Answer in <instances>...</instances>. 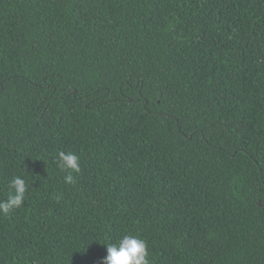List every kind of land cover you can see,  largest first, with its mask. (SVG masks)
Instances as JSON below:
<instances>
[{
  "label": "trees",
  "instance_id": "trees-1",
  "mask_svg": "<svg viewBox=\"0 0 264 264\" xmlns=\"http://www.w3.org/2000/svg\"><path fill=\"white\" fill-rule=\"evenodd\" d=\"M16 175L0 264L125 234L150 264H264V0H0V200Z\"/></svg>",
  "mask_w": 264,
  "mask_h": 264
},
{
  "label": "clouds",
  "instance_id": "clouds-1",
  "mask_svg": "<svg viewBox=\"0 0 264 264\" xmlns=\"http://www.w3.org/2000/svg\"><path fill=\"white\" fill-rule=\"evenodd\" d=\"M57 167L66 172V183H75L73 173L81 169L80 157L73 151H60L55 157ZM11 192L6 199L0 200V213L9 214L13 209L20 208L25 200L28 185L22 175H16L9 181ZM107 255L102 264H150L148 259V243L138 235L125 234L116 242L105 243Z\"/></svg>",
  "mask_w": 264,
  "mask_h": 264
},
{
  "label": "water",
  "instance_id": "water-1",
  "mask_svg": "<svg viewBox=\"0 0 264 264\" xmlns=\"http://www.w3.org/2000/svg\"><path fill=\"white\" fill-rule=\"evenodd\" d=\"M75 92H76V90H75ZM257 203H258V204H261V201L259 200Z\"/></svg>",
  "mask_w": 264,
  "mask_h": 264
}]
</instances>
